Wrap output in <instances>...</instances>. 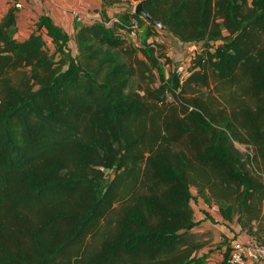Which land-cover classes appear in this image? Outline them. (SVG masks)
I'll return each instance as SVG.
<instances>
[{
    "label": "trees",
    "instance_id": "trees-1",
    "mask_svg": "<svg viewBox=\"0 0 264 264\" xmlns=\"http://www.w3.org/2000/svg\"><path fill=\"white\" fill-rule=\"evenodd\" d=\"M136 1L103 0L73 38L1 18L0 264H208L192 188L264 243V0H145L202 46L168 79L164 45L127 35L157 28L133 9L106 24Z\"/></svg>",
    "mask_w": 264,
    "mask_h": 264
},
{
    "label": "crops",
    "instance_id": "crops-1",
    "mask_svg": "<svg viewBox=\"0 0 264 264\" xmlns=\"http://www.w3.org/2000/svg\"><path fill=\"white\" fill-rule=\"evenodd\" d=\"M22 2L23 7L18 9L17 32L15 34L16 37L19 39H24L28 37L33 31H35L37 21L42 15L49 16L55 24L62 27L72 38L75 34L78 23L74 18L73 11L80 10L83 13H87L92 18H94V21L104 20V18H102L101 16V13L99 12L103 8V0H22ZM0 6L5 7L4 12L0 14L1 20V18L6 14L8 9L13 6L12 0L3 2ZM112 8L113 7H108L107 12L110 13L109 10ZM111 15L112 14L108 16L109 18L113 19L114 17H112ZM70 45L74 52H76V44L73 39L70 41ZM195 196L200 201V206L198 208L201 210V216L197 217L198 213L196 212V207L193 205L195 210V221L200 223L194 228V233L199 234L201 240L206 243V246L203 249L202 253H209L208 256L211 255V248H207L212 244V242L210 238L207 237V233L199 232L201 230H218L225 236L233 238L234 241L237 240L248 242L251 240H257L256 237L259 236H252L248 228H244L242 223H240L239 216H236L233 221L225 220L222 217L217 205H209L201 197H198L197 194ZM213 218L216 219L218 223H212L211 219ZM261 225L264 227V219L260 222L253 224V233H255L258 230V227H260ZM198 228L201 230H199ZM263 232L260 233V240L264 242ZM219 237L220 238L218 239H223L221 236ZM218 247L221 248L220 259L222 262L224 259L225 251H227L230 246L227 248L224 244H221Z\"/></svg>",
    "mask_w": 264,
    "mask_h": 264
},
{
    "label": "rangeland",
    "instance_id": "rangeland-1",
    "mask_svg": "<svg viewBox=\"0 0 264 264\" xmlns=\"http://www.w3.org/2000/svg\"><path fill=\"white\" fill-rule=\"evenodd\" d=\"M8 0H0V5H2L3 2H6ZM137 4L136 2H133L131 4L128 3H124L121 5H114L112 6L113 8L109 10L110 13H108V15L112 14L111 16L116 18L122 14L123 11L125 10H134L135 5ZM5 7L4 6H0V14H2L4 12ZM121 12V13H120ZM110 16V17H111ZM106 21L110 22L111 18H106ZM113 23L110 22V25H112ZM150 28L146 27V26H141L140 30H139V34H140V38L142 40V42H148V43H161L164 45L165 47V52L167 54V58L164 61V63L162 64V70L165 74V78L168 79L171 74L175 73V71L177 70V67L180 64L185 65V71L187 70L188 72V68L190 66V61L189 59L197 52H200V48L202 47L201 45H197V44H188V43H183L180 39H178L177 37L173 36L172 34H170L167 31H161L159 29H154L156 31V33H152L151 35H147V31H149ZM203 45V43H201ZM201 46V47H200ZM192 193L194 198L192 199V203L193 205L196 207V212L197 217H200V209L198 208L200 206L199 204V200L197 199V197L195 196L196 193V189L192 188ZM211 222L216 224L218 223L216 219H211ZM200 224L197 222V225ZM199 229V228H198ZM201 230V229H199ZM199 232H203V233H207V237L210 238L212 244L207 248L210 249L211 251V255L208 256V264H222L221 259H220V249L218 246L221 244H224L227 248L233 243L234 239L231 237H227L224 234H222L221 232H219L218 230H207V231H199ZM199 237L200 235L197 234ZM219 236H221L223 239H218L220 238ZM222 242V243H221ZM220 259V260H219Z\"/></svg>",
    "mask_w": 264,
    "mask_h": 264
},
{
    "label": "built area",
    "instance_id": "built-area-1",
    "mask_svg": "<svg viewBox=\"0 0 264 264\" xmlns=\"http://www.w3.org/2000/svg\"><path fill=\"white\" fill-rule=\"evenodd\" d=\"M12 5L20 9L23 7L22 0H12ZM74 18L78 23H85L87 21L94 22L89 14L83 13L80 10L73 11ZM111 23L118 22L120 19L118 17L110 20ZM110 22H106L110 25ZM139 23L137 21L132 22L127 31L129 40L136 46H142V40L140 38ZM176 72L182 77L188 75L187 70L185 71V65L180 64L177 67ZM228 264H264V243L256 242L254 240L244 242V241H234L230 247V252L227 259Z\"/></svg>",
    "mask_w": 264,
    "mask_h": 264
},
{
    "label": "water",
    "instance_id": "water-1",
    "mask_svg": "<svg viewBox=\"0 0 264 264\" xmlns=\"http://www.w3.org/2000/svg\"><path fill=\"white\" fill-rule=\"evenodd\" d=\"M134 12L141 17H144V19L153 27L161 30V31H167V27L163 25L162 22L156 20L145 8V0L138 1L135 5Z\"/></svg>",
    "mask_w": 264,
    "mask_h": 264
}]
</instances>
